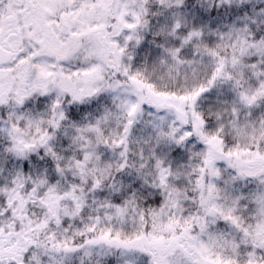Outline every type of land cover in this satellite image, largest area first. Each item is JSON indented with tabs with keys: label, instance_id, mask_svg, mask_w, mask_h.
Here are the masks:
<instances>
[{
	"label": "snow or ice",
	"instance_id": "6c2138e0",
	"mask_svg": "<svg viewBox=\"0 0 264 264\" xmlns=\"http://www.w3.org/2000/svg\"><path fill=\"white\" fill-rule=\"evenodd\" d=\"M0 264H264V0H0Z\"/></svg>",
	"mask_w": 264,
	"mask_h": 264
}]
</instances>
